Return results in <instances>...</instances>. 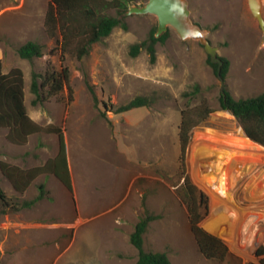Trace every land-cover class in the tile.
Instances as JSON below:
<instances>
[{"label":"rangeland","instance_id":"374dc122","mask_svg":"<svg viewBox=\"0 0 264 264\" xmlns=\"http://www.w3.org/2000/svg\"><path fill=\"white\" fill-rule=\"evenodd\" d=\"M49 1L0 0V61L5 73L15 67L22 71L29 118L39 126L62 129L72 191L53 174L42 173L19 194L0 170V190L8 198L32 201L40 186L45 193L30 208L17 211L0 203V264H135L138 251L130 234L145 214L155 217L144 235L145 251L164 252L171 264H260L262 256L256 251L264 252V225L240 235L233 244L222 218L226 197L216 181L220 176L212 167L199 173L191 163L200 137L233 133L259 149L264 169V147L249 141L238 121L219 109L221 80L207 64L203 46L182 40L169 29L165 43L155 46L154 63L145 50L131 56V46L157 28L153 15L125 14L148 1L133 0L121 16L114 9L108 11L121 19V25L94 44L87 56L78 60L72 52L64 55L63 65L69 70L64 89L33 104L32 74L43 75L61 65L56 44L61 38L58 33L49 38L43 25ZM187 1L192 22L206 32L218 55L230 62L224 84L233 98L264 93V34L246 0ZM261 4L264 17V0ZM27 41L42 45V57L28 61L18 56L17 48ZM194 86L199 92L184 97ZM138 96L151 99L152 105L114 112ZM206 110L211 112L194 128L182 168L181 112L196 120V113ZM6 134L0 129L4 164L30 170L57 154L53 133L34 134L24 146L11 144ZM228 138L221 136L234 152ZM186 177L197 195L205 197L198 209L202 216L198 226L226 246L222 259H208L197 247L182 200ZM229 178L235 185V178Z\"/></svg>","mask_w":264,"mask_h":264},{"label":"trees","instance_id":"16d2710c","mask_svg":"<svg viewBox=\"0 0 264 264\" xmlns=\"http://www.w3.org/2000/svg\"><path fill=\"white\" fill-rule=\"evenodd\" d=\"M133 0H50L44 16V29L49 38H55L57 33L60 40H56L59 51L60 69L46 70L43 75L33 73L30 83V92L35 96L33 104L42 103L46 99L56 96L68 83L69 70L63 65L64 55L67 52L74 53L78 60L88 55L91 47L108 37L111 32L121 25V19L108 13L115 10L118 16L128 10V5ZM157 28L150 31L146 40L133 44L130 55L135 57L142 50L148 54L151 63L156 59V44H163L169 36L166 31L159 37H155ZM17 54L21 59L32 61L42 57L43 47L34 41H27L17 48ZM222 62L218 73V64H213L207 56V64L213 69L217 77L223 82L221 94L218 98V106L222 111L229 112L239 123L244 135L254 143L264 147V93L245 99H235L225 86L226 76L230 62L225 57L219 56ZM199 87L194 86L191 93L183 96L195 95ZM152 100L138 96L128 103L117 107L115 113H125L135 108L150 107ZM211 112L206 110L198 112L196 120H192L189 112H181L179 127L180 165L185 166L184 156L192 139V132ZM0 129H6V139L13 145L24 146L29 137L42 132L53 133L57 137L58 151L54 158L48 160L43 166L23 170L0 162V170L10 182L12 188L19 194L26 191L34 179L42 173L53 174L69 191L72 185L67 166V156L63 131L60 127H42L32 121L24 104V81L19 68H12L3 72L0 61ZM205 189V186L202 185ZM182 200L188 207L190 230L194 236L201 254L208 259H222L226 256L227 249L223 242L198 226L202 216L198 212L201 204H205L202 193L197 195L196 188L186 177L183 183ZM43 186H40L39 195L32 201L18 203L8 198L0 190V203L5 209L21 210L30 208L34 203L44 197ZM155 217L149 214L142 216L134 226L130 234V243L138 251L135 264H171L168 255L164 252H147L144 249V235L149 223ZM257 256H262L260 264H264V252L257 250Z\"/></svg>","mask_w":264,"mask_h":264},{"label":"bare ground","instance_id":"6f19581e","mask_svg":"<svg viewBox=\"0 0 264 264\" xmlns=\"http://www.w3.org/2000/svg\"><path fill=\"white\" fill-rule=\"evenodd\" d=\"M219 135L215 137L207 133L200 137L194 146L191 163L199 173L207 167L211 170L209 167H212L220 176L216 181L221 183L222 193L226 197V210L222 218L232 233L233 244H236L240 235L263 228L264 169L259 149L244 137L233 133ZM227 135L228 141L234 145V152L227 149L221 140V136L226 138ZM229 174V177L235 178V185L228 177Z\"/></svg>","mask_w":264,"mask_h":264},{"label":"water","instance_id":"95a60500","mask_svg":"<svg viewBox=\"0 0 264 264\" xmlns=\"http://www.w3.org/2000/svg\"><path fill=\"white\" fill-rule=\"evenodd\" d=\"M251 16L258 23L264 34V17L261 0H246ZM150 14L157 19L155 37H159L169 29H173L182 40L191 39L199 42L213 64H218V73L222 65L218 55V48L213 46L207 38L206 32L194 24L190 18L187 0H148L142 7H130L125 14ZM221 87L223 82L221 81Z\"/></svg>","mask_w":264,"mask_h":264},{"label":"crops","instance_id":"0c3cea01","mask_svg":"<svg viewBox=\"0 0 264 264\" xmlns=\"http://www.w3.org/2000/svg\"><path fill=\"white\" fill-rule=\"evenodd\" d=\"M70 165H71V164H70V160L67 158V166H68V170H69V172H71V170H70V169H71ZM44 263H46V262H44Z\"/></svg>","mask_w":264,"mask_h":264}]
</instances>
